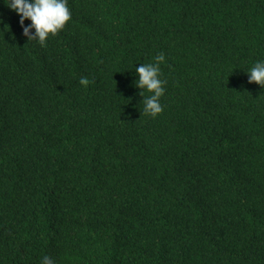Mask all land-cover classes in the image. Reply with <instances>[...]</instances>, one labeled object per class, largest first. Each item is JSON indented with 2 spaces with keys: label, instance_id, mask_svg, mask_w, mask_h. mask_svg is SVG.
I'll use <instances>...</instances> for the list:
<instances>
[{
  "label": "trees",
  "instance_id": "obj_1",
  "mask_svg": "<svg viewBox=\"0 0 264 264\" xmlns=\"http://www.w3.org/2000/svg\"><path fill=\"white\" fill-rule=\"evenodd\" d=\"M68 7L41 46L0 0V264H264V0Z\"/></svg>",
  "mask_w": 264,
  "mask_h": 264
},
{
  "label": "clouds",
  "instance_id": "obj_2",
  "mask_svg": "<svg viewBox=\"0 0 264 264\" xmlns=\"http://www.w3.org/2000/svg\"><path fill=\"white\" fill-rule=\"evenodd\" d=\"M5 6L15 12L19 17L22 35L27 40H35L44 46L50 35L55 36L71 20L68 0H3ZM29 20L30 24L25 25ZM3 21L0 20V23ZM34 30V31H33ZM165 62V56L160 53L154 57L153 62L140 64L135 68V87L148 92L150 95L143 97L144 114L156 117L163 111L160 98L164 95L163 85L166 81L160 79V65ZM248 82L264 87V59L257 61L247 72ZM81 84H87V79H81ZM41 264H55L49 255L41 258Z\"/></svg>",
  "mask_w": 264,
  "mask_h": 264
}]
</instances>
